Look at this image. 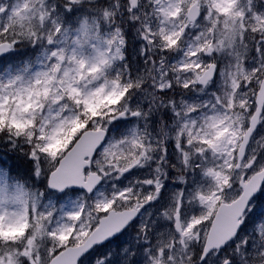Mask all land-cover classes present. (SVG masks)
I'll return each mask as SVG.
<instances>
[{
  "label": "snow or ice",
  "instance_id": "snow-or-ice-1",
  "mask_svg": "<svg viewBox=\"0 0 264 264\" xmlns=\"http://www.w3.org/2000/svg\"><path fill=\"white\" fill-rule=\"evenodd\" d=\"M0 264H264V0H0Z\"/></svg>",
  "mask_w": 264,
  "mask_h": 264
},
{
  "label": "rangeland",
  "instance_id": "rangeland-1",
  "mask_svg": "<svg viewBox=\"0 0 264 264\" xmlns=\"http://www.w3.org/2000/svg\"><path fill=\"white\" fill-rule=\"evenodd\" d=\"M0 159H3V161L7 164L13 163V161H9L7 157H0Z\"/></svg>",
  "mask_w": 264,
  "mask_h": 264
}]
</instances>
